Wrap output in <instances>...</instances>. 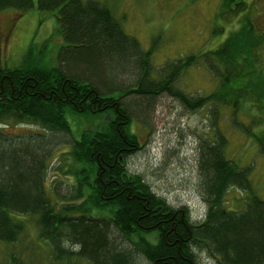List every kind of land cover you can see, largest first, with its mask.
I'll return each mask as SVG.
<instances>
[{
	"label": "trees",
	"instance_id": "trees-1",
	"mask_svg": "<svg viewBox=\"0 0 264 264\" xmlns=\"http://www.w3.org/2000/svg\"><path fill=\"white\" fill-rule=\"evenodd\" d=\"M33 9L55 17L64 47L53 65L31 56L20 66L0 67V123L27 122L44 132L0 131V245L16 243L24 231L20 218L30 216L56 264H200L198 251L212 264H264V200L251 194L249 170L225 157L226 139L218 131L197 151L198 190L206 205L201 222L193 223L186 208H172L126 169L139 150L130 125L158 95L190 111L213 99L190 98L176 87L197 59L156 71L152 48L142 50L95 0H0V13ZM237 59L228 64L235 68ZM96 117L106 121L90 133L78 126L80 118ZM64 144L75 185L69 196L53 200L46 189L48 159ZM259 147L264 154V141ZM233 188L249 192L235 212L225 200ZM6 264L26 263L9 254Z\"/></svg>",
	"mask_w": 264,
	"mask_h": 264
},
{
	"label": "rangeland",
	"instance_id": "rangeland-1",
	"mask_svg": "<svg viewBox=\"0 0 264 264\" xmlns=\"http://www.w3.org/2000/svg\"><path fill=\"white\" fill-rule=\"evenodd\" d=\"M95 1L112 12L123 33L142 50L152 48L156 71L195 57V64L178 76L176 87L190 98H213L190 111L179 100L158 95L150 111L134 117L130 125L139 150L127 159L128 172L140 176L172 208H186L193 223L201 222L206 205L198 190L197 151L202 143L213 142L218 131L226 139L225 157L249 170L251 194L264 200V154L259 147L264 141V0H244L245 6L238 0ZM0 37V67L20 66L31 56L53 65L64 47L55 17L35 9L21 15L1 12ZM228 58H238L235 68ZM237 86L241 90L235 91ZM105 121L80 118L78 126L90 133ZM0 131L9 136L44 133L27 122L10 120L0 123ZM69 150L65 144L58 146L48 159L46 189L53 200L69 196L75 185ZM248 196V191L230 189L227 209L240 211ZM20 219L24 231L16 243L0 245V264H6L9 254L26 264H56L38 237L36 219ZM198 255L200 264L213 263L206 253Z\"/></svg>",
	"mask_w": 264,
	"mask_h": 264
},
{
	"label": "flooded vegetation",
	"instance_id": "flooded-vegetation-1",
	"mask_svg": "<svg viewBox=\"0 0 264 264\" xmlns=\"http://www.w3.org/2000/svg\"><path fill=\"white\" fill-rule=\"evenodd\" d=\"M239 6H245V5H247L246 4V2L244 1V0H238V3H237ZM8 33H9V31H8ZM5 36V35H4ZM1 39H0V47L2 46V43L4 42V38L3 37H0Z\"/></svg>",
	"mask_w": 264,
	"mask_h": 264
}]
</instances>
